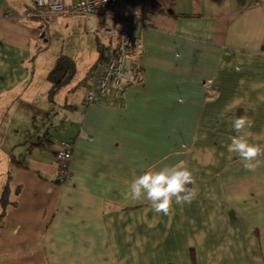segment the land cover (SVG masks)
Here are the masks:
<instances>
[{"label":"crops","instance_id":"crops-1","mask_svg":"<svg viewBox=\"0 0 264 264\" xmlns=\"http://www.w3.org/2000/svg\"><path fill=\"white\" fill-rule=\"evenodd\" d=\"M33 7L0 0L3 119L16 101L44 105L40 127L38 116L28 130L10 127L0 148V264H264V163L249 172L227 150L243 114L254 122L249 142L264 145V0H118L99 10L134 28L137 79L113 105L86 106L84 93L60 109L54 96L75 74L58 89L47 75L34 81L33 49L54 28L26 18ZM51 25L86 34L89 75L97 40L106 43L100 18ZM67 141L62 177L55 153ZM180 161L195 181L190 203L173 200L165 215L131 199L135 176Z\"/></svg>","mask_w":264,"mask_h":264},{"label":"built area","instance_id":"built-area-1","mask_svg":"<svg viewBox=\"0 0 264 264\" xmlns=\"http://www.w3.org/2000/svg\"><path fill=\"white\" fill-rule=\"evenodd\" d=\"M33 9L25 13L26 18L46 19L53 22L58 17L100 18L103 26L100 36L106 39L102 45L104 54L89 71L86 106L91 104L113 105L122 98L126 87L137 79V60L143 49L135 37L134 28L119 22L112 12L99 15L98 11L115 6L118 0H32ZM72 142L67 141L56 151L59 175L67 176V166L71 159Z\"/></svg>","mask_w":264,"mask_h":264},{"label":"rangeland","instance_id":"rangeland-1","mask_svg":"<svg viewBox=\"0 0 264 264\" xmlns=\"http://www.w3.org/2000/svg\"><path fill=\"white\" fill-rule=\"evenodd\" d=\"M36 21L45 24L42 20ZM51 27L54 29L49 42L42 43L39 41L33 49V51H35L33 59H36V76L34 81L43 82V80H45V75H48L47 71H51L55 68L58 58L62 56L61 54L74 63L76 69L74 79L70 80L69 84L62 90V92H64L62 93L63 96H54L56 101L60 99V102H57L60 109V106L63 107L66 102V97L68 98V103H71L70 101L73 100L78 101L81 96L87 92V87L85 85L86 82H88L89 75L86 76L85 74L87 73L88 65L92 62V59L95 58V54H92V50L88 46L86 34L82 33L80 29H78V26L75 28H57V26L51 25V23L48 22L45 24V31L47 32V28H50L51 31ZM79 27L81 28L82 26L79 25ZM100 38L103 40L101 36ZM83 79H85V81H83ZM76 84L77 88H74ZM16 102L19 104H11L6 111H4V119L1 109L7 107V105L0 106V125H2L4 129L7 128V131H5L3 135L0 133V148L4 150L8 147L7 141L9 137H13L11 136V131H9L10 127H20L24 131L28 130V128H32L33 126L30 118L32 119L35 116H38L39 121L37 127L41 125L39 116L42 113L37 110L44 105L40 106L38 103L27 105L25 103L20 104L19 101ZM6 132H9V135H7ZM3 166H5V163L0 161V171H5ZM1 178L2 176L0 173V187L3 181Z\"/></svg>","mask_w":264,"mask_h":264},{"label":"clouds","instance_id":"clouds-1","mask_svg":"<svg viewBox=\"0 0 264 264\" xmlns=\"http://www.w3.org/2000/svg\"><path fill=\"white\" fill-rule=\"evenodd\" d=\"M254 122L246 115H239L232 121V130L236 133L230 137L228 152L235 153L243 163V168L255 172L260 167L259 158L264 155V145L250 143L247 129L253 127ZM193 173L184 161L175 165L163 166L158 170L151 167L135 176L130 182L129 195L133 200H144L150 204L155 213L167 215L173 203H190L196 196V189L188 188L194 185Z\"/></svg>","mask_w":264,"mask_h":264},{"label":"trees","instance_id":"trees-1","mask_svg":"<svg viewBox=\"0 0 264 264\" xmlns=\"http://www.w3.org/2000/svg\"><path fill=\"white\" fill-rule=\"evenodd\" d=\"M97 47L99 50V59L102 58L104 51L102 44H100L97 40ZM75 74V65L74 63L67 57L61 56L58 58L57 64L55 68L47 75V80L51 82L53 89H58L62 87L65 83H67L71 77ZM27 144V143H25ZM188 188H192L191 185L187 186ZM6 191V188H5ZM5 195L3 194V198L1 199V207L5 206ZM3 212L0 213V222L3 217Z\"/></svg>","mask_w":264,"mask_h":264}]
</instances>
